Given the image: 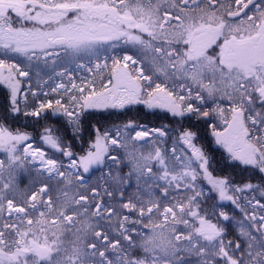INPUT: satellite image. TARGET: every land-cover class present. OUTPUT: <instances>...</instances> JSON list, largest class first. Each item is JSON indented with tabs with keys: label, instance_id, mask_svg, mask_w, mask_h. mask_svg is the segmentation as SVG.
Returning a JSON list of instances; mask_svg holds the SVG:
<instances>
[{
	"label": "snow or ice",
	"instance_id": "6c2138e0",
	"mask_svg": "<svg viewBox=\"0 0 264 264\" xmlns=\"http://www.w3.org/2000/svg\"><path fill=\"white\" fill-rule=\"evenodd\" d=\"M0 264H264V0H0Z\"/></svg>",
	"mask_w": 264,
	"mask_h": 264
},
{
	"label": "trees",
	"instance_id": "16d2710c",
	"mask_svg": "<svg viewBox=\"0 0 264 264\" xmlns=\"http://www.w3.org/2000/svg\"><path fill=\"white\" fill-rule=\"evenodd\" d=\"M146 111V110H145ZM145 111H141L140 113H129L128 115H124V116H112L110 118H108L107 120H102L100 121L104 127H112V125L114 123H122V122H125L129 119H136L137 121L145 124L146 126H155V127H159L161 124H167L168 121H164V120H161V119H158L157 116H154L152 114H145ZM160 116H162L163 114L160 113L159 114ZM32 118H28L27 120L21 116L20 120L18 121H14V122H10L11 123V126H13L14 128L15 127H19L21 128L22 130H26L28 131L30 134L32 135H35L37 132L40 131L39 129V126L37 125H34L32 123H29V121L31 120ZM169 120H171V118L169 117ZM41 123H45L44 121H42ZM25 125H27L25 127ZM54 129L56 127V125H51ZM170 128L173 129V130H176L178 131L179 130V124L178 123H171L170 125ZM85 139H87V135L85 134ZM36 143H40L39 141V137L37 136L36 138ZM79 143V142H77ZM43 146V145H41ZM127 171V169H125V172ZM100 176V173L99 172H95L89 176H87L86 178L90 181V182H95ZM134 191V185H133V188L132 189H129V192H132Z\"/></svg>",
	"mask_w": 264,
	"mask_h": 264
}]
</instances>
